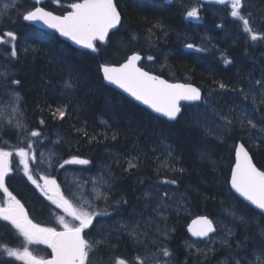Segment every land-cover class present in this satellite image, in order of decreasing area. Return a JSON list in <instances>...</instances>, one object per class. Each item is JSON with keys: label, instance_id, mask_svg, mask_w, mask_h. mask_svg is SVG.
<instances>
[{"label": "trees", "instance_id": "trees-1", "mask_svg": "<svg viewBox=\"0 0 264 264\" xmlns=\"http://www.w3.org/2000/svg\"><path fill=\"white\" fill-rule=\"evenodd\" d=\"M72 2L78 0H47L42 6L61 15ZM261 2L249 0L248 4L249 11L258 10L260 21H255L258 25L264 18V4ZM115 3L122 15L123 28L99 54L75 49L54 32L29 25L17 19L15 14L13 19L16 23L6 24L5 28L0 29V34L12 30L18 35L20 59L15 65V78L21 81V86L16 91L22 97L21 107L29 128L41 131L46 137L45 145L53 148L63 159L73 155L89 159L92 163L87 167L92 173L99 174L105 164L109 165L117 198L123 194L128 201L120 209L121 212L131 214L146 211L143 193L151 184L157 185L165 178L177 181L169 186L187 197L184 204L187 215H173L168 219L169 226L178 230V234L172 232L168 240L176 263L179 240L183 235L179 229L192 218L207 215L216 221L226 217L221 202L223 208L235 204L241 213L248 217L253 215L235 195L231 198L226 195L234 163L232 148L234 142L245 143L255 165L264 171V143L248 141L247 132L240 131L238 126L234 129V138L217 140L214 135H206L201 128L191 126V105H182L183 116L178 121L160 119L105 85L99 65H119L126 57L139 53L143 69L170 82L190 83L202 91L203 100L199 105L207 109L211 126L213 110L228 113L236 104L252 106L251 99L244 101L234 89H247L250 81L264 75V46L246 43L241 33L242 26L230 17V8L223 5L204 1L199 11L200 18L194 20L186 18V11L195 6L197 0H181L180 4L166 0H115ZM251 6L256 8L250 9ZM27 7H31L30 2ZM158 22L163 29L153 27ZM26 34H31L27 42ZM133 34L138 37L136 40L130 39ZM187 44L195 47L188 49ZM7 47L1 48L0 53ZM25 47L29 48L27 53L23 51ZM198 48L207 50L197 51ZM222 54L232 62L226 65ZM149 55L154 59L147 60ZM69 73L80 77L85 87L75 92H65L64 81L69 78ZM220 83L227 87L220 89ZM65 103L71 105L68 115L63 120L54 119L51 112ZM41 119L45 121L44 125L39 124ZM102 120L107 121L110 127L101 123ZM83 131L88 133V137L83 135ZM114 133L117 134L115 140L112 139ZM93 134L97 139L89 142ZM1 136L10 144H18L14 129L6 128ZM58 140L62 142L56 143ZM168 147L173 150L175 168H182L183 172L157 170V157L163 160ZM201 153H207V158L202 159ZM117 156L120 158L118 165L115 163ZM137 156L138 168L125 171L128 167L126 160ZM57 167L49 169L48 173L68 196L63 172L58 171ZM71 168L75 166H65V169ZM9 177L11 179L7 178L6 182L8 190L24 206L29 218L43 227L59 230L53 205L24 177ZM0 198L4 199V196L0 194ZM97 204L104 207L103 201H97ZM108 211L110 216L94 219L95 228L89 239L108 235L112 247H101L92 258L93 264H113L115 258H131L127 233H117L113 229L112 221L116 213L111 208ZM255 227L254 224H241L243 234L238 237L239 241L253 234ZM15 242L17 238L11 239L9 246ZM244 254L243 251L239 253L241 256ZM48 256V248L41 246L38 257Z\"/></svg>", "mask_w": 264, "mask_h": 264}, {"label": "snow or ice", "instance_id": "snow-or-ice-1", "mask_svg": "<svg viewBox=\"0 0 264 264\" xmlns=\"http://www.w3.org/2000/svg\"><path fill=\"white\" fill-rule=\"evenodd\" d=\"M28 2L29 0H6L0 7V29L5 28L6 24H15L16 20L13 19L15 14L17 19L30 24L42 23L76 45L99 54L103 47L111 44L112 37L123 28L122 15L114 0H78L69 3L67 9L70 10L66 9L65 14L61 15H54L52 11L36 6L40 0H30L31 7H27ZM203 2L204 0H197L196 5L186 11V18L199 19ZM215 3L225 7L230 6L229 15L242 26L241 33L246 43L264 46V27L261 26L264 25V18L259 25L255 23L252 12L248 10L249 0H215ZM181 6H184L183 3ZM153 27L163 29V25L159 22ZM218 27L222 26L218 25ZM149 34H153L151 29ZM30 38L31 34H26L25 41ZM137 38L135 34L130 37L131 40ZM17 42L18 35L15 31L5 30L0 34V45L8 46L0 53V131L5 127L16 131L17 142L22 146L15 147V155L19 157V164L23 165V173L47 196L56 209L61 210L63 214L58 215L57 220L62 226V231L34 223L20 201L9 192L5 180L11 179L9 173L13 171L11 160L13 152L0 146V190L7 197L3 203H0V264H14V261H23L24 264H93L92 258L101 247H112L108 235L99 239H89L95 228L94 219L110 216L111 213L108 211L110 208L121 217L112 226L113 229L117 233H127L133 248L137 250L131 259L115 258L113 264H172L174 252L167 241L175 229L167 222V210L173 206L182 208L187 200L186 196L181 195L173 204H169V197L174 194H170L164 186L175 185L177 183L175 179L165 178L144 191V208H151L152 214L145 216L144 211L133 212L129 215L138 216L140 219H125L120 209L126 206L128 201L123 194H119L117 198L113 173L107 164L99 174L89 175L87 178L83 177V173L90 172V168L82 167L79 173H74L73 183L68 186L69 196H65L56 179L50 175L38 176V179L44 182L43 187L38 183V179L34 178V171L44 166L50 169H55L57 166L65 169L66 165L90 166L92 162L78 155L63 159L54 149H48L47 152L41 150L45 146L46 137L41 131L29 128L21 107L22 97L16 91L17 87L21 86V81L15 78V65L20 59ZM186 47L193 49L195 46L187 44ZM23 51L27 53L29 48L25 47ZM222 58L226 65L232 62L223 54ZM141 59L139 53H133L119 66L101 63L99 68L102 79L123 89L136 101H140L155 113L173 122L183 116L180 101H201V90L198 87L190 83H169L138 66ZM153 59L151 55L147 57L149 61ZM81 87H85L84 81L69 73V78L64 81V91L75 92ZM226 87L224 83L219 84L220 89ZM234 91H238L244 101L251 99L252 106L236 104L228 113L213 110L214 120L209 126L207 109H202L199 104H192L191 126L201 128L206 135H214L217 140L233 137L234 129L238 126L240 131L247 132L248 141L259 140L264 143V75L250 81L247 89H234ZM70 106V103H65L56 107L55 111L51 112L52 117L63 120L68 115ZM101 123L110 127L107 121L102 120ZM39 124L44 125L45 121L41 119ZM83 135L88 137L86 131H83ZM116 135L113 134V140L116 139ZM96 139L97 136L93 134L89 137V142ZM240 139L243 140L244 137ZM60 142L62 141H56V143ZM232 151L235 153V165L231 169V178L228 182L230 188L226 195L231 198L238 194L237 199L243 198L241 202H247L248 210L253 215L248 217L241 213L235 204L223 208L221 202L223 215L230 216L233 225L236 222L245 226L255 224L256 231L246 235L244 241L236 243L230 260L225 261L224 264H264V226L259 223L264 219V171L253 164L245 143L234 142ZM201 158L206 159L207 153H201ZM119 159L117 156L115 160L117 165ZM174 160L173 150L170 147L166 148L164 159L157 157V170L183 172L184 169L175 168ZM126 163L128 167L125 171L130 172L138 168L139 157L127 159ZM89 184L92 186L91 198L86 197ZM97 201H103V209L96 210ZM221 228L223 235L218 233V229ZM188 232L192 237L197 238L185 240L184 245L188 256L196 257L195 264H202L200 257L206 260L209 254L215 253L216 249L212 245L216 239H220L222 246L231 249L229 237L234 234L233 227L222 220L214 221L207 215L198 216L188 227ZM17 237H22V241L15 247L9 246V241ZM33 243L47 245L51 249L50 258L34 255L28 247ZM201 244L205 247H200ZM241 251L245 253L243 256L239 255Z\"/></svg>", "mask_w": 264, "mask_h": 264}, {"label": "rangeland", "instance_id": "rangeland-1", "mask_svg": "<svg viewBox=\"0 0 264 264\" xmlns=\"http://www.w3.org/2000/svg\"><path fill=\"white\" fill-rule=\"evenodd\" d=\"M169 1V0H168ZM205 2H207V3H214V4H216L215 3V0H204ZM263 2H261L262 4H264V0H262ZM6 1H4V2H2L1 4H0V7H2L3 6V4L5 3ZM219 5V4H218ZM229 8H230V6H229ZM254 8H256L255 6H251L250 7V9H254ZM252 12V14L255 16V21L257 22V21H260V16L258 15V10H255V11H251ZM253 16V17H254ZM189 19H193V18H189ZM194 20H197V19H194ZM255 22V23H256ZM257 24V23H256ZM2 48V50L4 49V46L3 45H0V49ZM223 112V111H222ZM6 128H8V127H5L2 131L3 132H5V130H6ZM11 129V128H10ZM1 132V131H0ZM2 132V133H3ZM2 133H0V137H2L1 135H2ZM6 141L4 140V138L2 137V139H0V146H2V147H4L5 148V150H7V151H12L13 152V156L11 157V160H12V167H13V171L12 172H10V175H12V176H15L16 178H25L29 183H30V185L31 186H33L34 188H36V186L35 185H33L32 183H31V181H29L28 179H27V177L24 175V173H23V165H21V164H19V157H17L16 155H15V147H19V146H22V145H19V144H10V143H8V142H6ZM48 149H53V148H50L49 146H44V148H42L41 150L42 151H45V152H47L48 151ZM30 167H32V164H31V162H30ZM82 167H80V166H75V168L73 169V168H71V169H60L59 167H57V169H58V171H60V170H62V172H63V180H64V182L67 184V186H69L70 184H72L73 183V180H74V173H79V170L81 169ZM86 168H88V167H86ZM49 169L50 168H47L46 166H44V167H41L40 169H38V170H36V171H34V178H36V179H38V176L39 175H50L48 172H49ZM96 174H98V173H92V172H88V171H85L84 173H83V177L84 178H87L89 175H96ZM20 178V179H21ZM38 183H40V185H41V187H43V185H44V182L42 181V180H39L38 179ZM58 183V182H57ZM59 184V183H58ZM155 186V185H154ZM91 184H89L88 185V187H87V190H86V197L87 198H91ZM150 187H152V186H149L148 188H150ZM164 188L166 189V190H168L169 192H170V194H174V195H170V197H169V200H168V202H169V204H173L174 203V201H176L182 194H180V193H178V192H176V191H174L173 190V188H171L169 185H165L164 186ZM60 189H61V191L63 192V190H62V188H61V186H60ZM36 190L39 192V194L43 197V198H45L46 200H48V198H47V196H45L44 195V193L40 190V189H38V188H36ZM64 193V192H63ZM65 194V193H64ZM68 196H69V194H68ZM69 198H71V197H69ZM5 200L4 199H1L0 198V203H3ZM50 203H51V201L50 200H48ZM74 203H79V201H74ZM153 203H155V201H153ZM52 204V203H51ZM53 205V204H52ZM53 207H54V209H55V211H56V213H57V217H58V215H61V214H63L62 212H61V210H59V209H56V207H55V205H53ZM100 209H103V206H101L100 204H97V202H96V210H100ZM146 211H144V210H142V211H144V214H145V216H148L149 214H152L151 213V208H148V210L147 209H145ZM180 214H183V215H187V210H185V208H184V206L182 207V208H176V207H170L168 210H167V216H168V219L171 217V216H173V215H180ZM103 217H106V216H103ZM117 218H119L118 216H117ZM116 217H114L113 218V223L115 224L116 223V221L117 220H119V219H121V218H119V219H117ZM125 219H140V217H138V216H136V217H133V216H129V214L128 215H126L125 217H124ZM224 218L225 217H223V218H221V219H219V220H224ZM70 219V218H69ZM167 222H168V220H167ZM59 227L62 229V226L61 225H59ZM149 231H151V230H149ZM127 238H128V235H127ZM22 237H17V243L15 242L13 245H12V247H15L20 241H22ZM129 239V238H128ZM15 241V240H14ZM41 246H46L47 247V245H45V244H36V243H33V244H31V245H28V247H29V249H30V251H32L33 252V254L34 255H36V256H38V254H39V251H40V247ZM200 247H205V245L203 244L202 246H200ZM250 247V246H249ZM131 248V250H132V247H130ZM235 248H236V244H234L233 245V247H232V250H231V252H233V251H235ZM178 249V248H177ZM154 250V249H153ZM9 259H14V258H9ZM19 263V264H24V262L23 261H14V263Z\"/></svg>", "mask_w": 264, "mask_h": 264}, {"label": "flooded vegetation", "instance_id": "flooded-vegetation-1", "mask_svg": "<svg viewBox=\"0 0 264 264\" xmlns=\"http://www.w3.org/2000/svg\"><path fill=\"white\" fill-rule=\"evenodd\" d=\"M2 1H5V0H0V4L2 3ZM223 222L225 223L224 220H223ZM260 225L264 226V220L263 221L260 220ZM181 228L182 229H179V230H182L183 235L181 236V238L179 240V254L176 255V257L178 256V261L175 263L174 259H173L172 260V264H186V261H187V264H195L196 257H189L188 253H187V250H186V248L184 246L185 245V240L193 239V238H191L188 235V233H187V225L183 226ZM173 233L175 235L178 234V230L177 231L175 230ZM218 233H220V235L224 234L222 228L218 229ZM242 234L243 233L240 231V234L238 233L237 237H242ZM167 243H168V246L170 247L168 241H167ZM229 243L231 244V249H229V248H227L225 246H222L221 242H220V239H216L214 245H212L216 249L215 253L214 254H209V256L207 257L206 260L203 257H200V259L202 261V264H224L225 261H229L232 247H233L234 244H236L233 241L232 236L229 237ZM129 244L132 247V254L130 255V257L132 258L136 254L137 250H135L133 248L132 242L130 240H129ZM202 245L203 244H201L200 246H202ZM226 258H228V259L226 260Z\"/></svg>", "mask_w": 264, "mask_h": 264}, {"label": "water", "instance_id": "water-1", "mask_svg": "<svg viewBox=\"0 0 264 264\" xmlns=\"http://www.w3.org/2000/svg\"><path fill=\"white\" fill-rule=\"evenodd\" d=\"M29 1H30V0H29ZM44 2H45V0H40V3H38L37 6H38V7H41V5H42ZM114 3H115V0H114ZM53 14H54V13H53ZM54 15H56V14H54ZM26 23L29 24V25H32V26H34V27H36V28H38V29L53 31L54 33H56V34L58 35V37H59L62 41L68 43L71 47H73V48H75V49H79V50H84V51L92 52L90 49H85V48H83V47L80 46V45H76L73 41L68 40L66 37H62V36H60L59 33L55 32V30L48 28L46 25H43L42 23H32V24H30L29 22H26ZM123 63H124V62H123ZM139 63H140V61L138 62V66H139ZM114 66H119V65H114ZM100 74H101V77H102V72H101V71H100ZM151 74H153V73H151ZM153 75H156V74H153ZM157 76H158V75H157ZM159 77H160V76H159ZM160 78H161V79H164V78H162V77H160ZM165 80H166V79H165ZM103 82H104L105 85H107V86H109L110 88L114 89L115 91H117L118 93H120L121 95H123L124 97H126L127 99L131 100L132 102L136 103V104L139 105L140 107L144 108L145 110H147L148 112H150L151 114H153L154 116H156V117H158V118H161V119H164V120H166V121H168V122H173V121H169V120H167V118H166V117H163L161 114H159V113H155L153 110L149 109L146 105H143L140 101H136L134 97H131L128 93H125V92L123 91V89H120V88H118L116 85L110 84V83L107 82V81H104V80H103ZM168 82H169V81H168ZM169 83H172V82H169ZM193 86H194V85H193ZM194 87H196V86H194ZM201 96H202V92H201ZM199 102H200V101H198V102L180 101V106H181V104L192 105V104H196V103H199ZM250 156H251V155H250ZM252 162H253V160H252ZM253 164H254V162H253ZM234 165H235V153H234V164H233L232 168L234 167ZM254 165H255V164H254ZM77 166H80V165H77ZM255 166H256V165H255ZM80 167H86V166H80ZM256 167H257V166H256ZM257 168H258V167H257ZM258 169H259V168H258ZM259 170H260V169H259ZM230 178H231V173H230ZM6 179H7V178H6ZM229 181H230V179H229ZM5 182H6V180H5ZM229 188H230V184H229ZM0 192H1L2 194H4L2 190H0ZM4 195H5V194H4ZM235 196L238 197V194H235ZM242 199H243V198H239V200H241V201H242ZM243 203H245V204L247 205V202H243ZM195 219H196V218H195ZM195 219H193V220H195ZM193 220H192V221H193ZM192 221L189 223L188 227L192 224ZM188 227H187V231H188ZM59 231H62V230H59ZM188 233H189V235H191L190 232H188ZM210 235H212V234H210ZM193 238H194V237H193ZM194 239H197V238H194ZM49 252L51 253V249H50V248H49ZM48 258H50V256H49ZM48 258H46V259H48Z\"/></svg>", "mask_w": 264, "mask_h": 264}, {"label": "bare ground", "instance_id": "bare-ground-1", "mask_svg": "<svg viewBox=\"0 0 264 264\" xmlns=\"http://www.w3.org/2000/svg\"><path fill=\"white\" fill-rule=\"evenodd\" d=\"M225 56V55H224ZM264 64V63H263ZM213 106V105H212ZM158 176V175H157ZM142 178H145V177H142ZM151 186H152V184H151ZM180 193V192H179ZM129 213H125L124 214V217L126 216V215H128ZM117 216L118 215H116L115 214V217L117 218ZM130 216V215H129ZM119 218H121L120 216H118ZM119 218H117V219H119ZM219 219H221V218H219ZM218 219V220H219ZM224 221H225V224H227V225H229V226H232L233 227V235H232V238H233V241L235 242V243H237L238 241H239V239H238V233L240 234V231H241V224L239 223V222H236L235 223V225H233V221H232V219H231V217L230 216H226L225 218H224ZM259 223H260V221H259ZM255 225V224H254ZM256 228V227H255ZM254 228V230L256 231V229ZM250 246V248H251V244L249 245ZM228 258H226V260H227Z\"/></svg>", "mask_w": 264, "mask_h": 264}]
</instances>
